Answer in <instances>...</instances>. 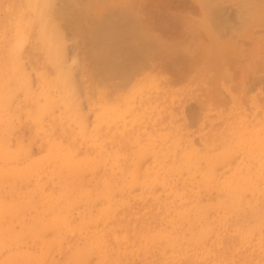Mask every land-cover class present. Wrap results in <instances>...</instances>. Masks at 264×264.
<instances>
[{
  "label": "rangeland",
  "instance_id": "1",
  "mask_svg": "<svg viewBox=\"0 0 264 264\" xmlns=\"http://www.w3.org/2000/svg\"><path fill=\"white\" fill-rule=\"evenodd\" d=\"M0 103V264H264V0H0Z\"/></svg>",
  "mask_w": 264,
  "mask_h": 264
},
{
  "label": "bare ground",
  "instance_id": "2",
  "mask_svg": "<svg viewBox=\"0 0 264 264\" xmlns=\"http://www.w3.org/2000/svg\"><path fill=\"white\" fill-rule=\"evenodd\" d=\"M262 1H263V0H262ZM232 8H233V7H232ZM227 10H228V9H227ZM230 10H231V9H230ZM228 11H229V10H228ZM230 12H231V11H230ZM230 12H229V13H230ZM232 12H233V11H232ZM222 14H223V13H222ZM230 14H231V13H230ZM4 81H5V80H4ZM7 84H8V82H7ZM1 91H2V90H1ZM1 103H2V102H1ZM1 103H0V104H1ZM1 105H2V104H1ZM0 107H1V106H0ZM1 112H2V111H1ZM6 113H7V112H6ZM4 114H5V113H4ZM7 116H8V115H7ZM120 133H122V132H120ZM213 147H214V146H213ZM209 154H210V153H209ZM24 161H25V160H24ZM78 161H79V160H77L76 162H78ZM76 162H75V163H76ZM51 164H53V163H51ZM78 164H79V163H78ZM82 166H83V165H82ZM75 167H77V166H75ZM25 177H26V176H25ZM11 178H12V177H11ZM18 178H19V177H18ZM6 179H7V178H6ZM16 179H17V178H16ZM21 180H22V179H21ZM24 181H25V180H24ZM3 182H4V181H3ZM8 182H9V181H7V183H8ZM13 183H14V182H13ZM13 183L11 184L12 186H13ZM14 184H15V183H14ZM241 184H243V183H241ZM8 185H9V184H8ZM11 185H10V188H12ZM18 185H20V184H18ZM13 187H14V186H13ZM19 187H20V186H19ZM10 188H9V189H10ZM16 188H18V187H16ZM23 188H24V187H23ZM236 189H237V188H236ZM11 190H12V189H11ZM13 190H14V189H13ZM24 193H26V192H24ZM9 203H10V202H9ZM11 203H12V202H11ZM27 230H28V229H27ZM16 233H17V232H16ZM16 235L19 236L18 234H16ZM24 235H25V234H24ZM13 236H15V235H13ZM21 237H23V236H21ZM21 237H19V238H21ZM12 238H13V237H11V240H12ZM15 239H17V238L15 237ZM21 239H22V238H21ZM23 239H24V238H23ZM5 240H6V239H5ZM13 240H14V238H13ZM13 240H12V241H13ZM17 240H18V239H17ZM17 240H16V242H17ZM18 241H19V240H18ZM7 242H8V241H7ZM19 242H20V241H19ZM22 242H23V241H22ZM8 244H9V242H8ZM3 245H4V244H3ZM6 245H7V244H6ZM2 247H3V246H2ZM37 252H38V251H37ZM28 255H30V254H28ZM13 256H14V255H13ZM24 256H26V255H24ZM15 257H17V256H15ZM15 257H14L13 259H14V261H17V259L15 260ZM18 257H19V256H18ZM27 257H28V256H27ZM27 257H26V258H27ZM10 258H11V256L9 257V259H10ZM9 259H8L9 262H6V261H5V260H7V258H6L5 260H2V263L5 261L6 263H10V264H11V261L13 262V260L10 261ZM19 259H20V258H18V260H19ZM21 259L23 260V258H21ZM30 259H31V258H30ZM27 260H28V259H27ZM27 260H26V261H27ZM24 261H25V260H24ZM28 261H29V260H28ZM32 261H33V260H32ZM17 263H18V262H17ZM24 263H25V262H24ZM27 263H28V262H26V264H27ZM29 263H32V262H29ZM35 263H36V262H35ZM3 264H4V263H3ZM13 264H15V263H13ZM33 264H34V263H33Z\"/></svg>",
  "mask_w": 264,
  "mask_h": 264
}]
</instances>
